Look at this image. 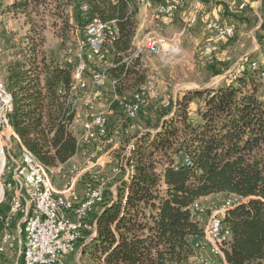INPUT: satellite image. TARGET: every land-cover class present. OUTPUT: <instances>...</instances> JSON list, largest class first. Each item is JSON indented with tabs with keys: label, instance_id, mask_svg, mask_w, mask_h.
<instances>
[{
	"label": "trees",
	"instance_id": "1",
	"mask_svg": "<svg viewBox=\"0 0 264 264\" xmlns=\"http://www.w3.org/2000/svg\"><path fill=\"white\" fill-rule=\"evenodd\" d=\"M39 1L12 0L0 8L3 14H25ZM134 2L82 0L89 19L79 18L82 32L94 17L116 20L118 38L97 57H112L107 73L119 79L116 93L120 96L142 81L135 75L138 69L124 62L138 28ZM64 5H72V0ZM28 38L27 47L8 67L6 82L16 105L12 123L23 144L43 164L57 167L77 152L75 136L57 124L62 109L59 91L69 88L73 67L49 57ZM260 89L257 74L244 70L233 83L185 94L164 105L165 111H152L147 120L143 112L151 104L134 118L125 112L130 120L141 123L121 163L129 172L119 180L116 195L106 190L104 202L89 219L97 225L98 238L91 251L100 264H187L195 255V243L203 237L190 207L220 194L247 199L224 219L231 232L227 264H264V100ZM195 98L203 103L194 117L190 106ZM119 106L115 101L116 111Z\"/></svg>",
	"mask_w": 264,
	"mask_h": 264
},
{
	"label": "built area",
	"instance_id": "2",
	"mask_svg": "<svg viewBox=\"0 0 264 264\" xmlns=\"http://www.w3.org/2000/svg\"><path fill=\"white\" fill-rule=\"evenodd\" d=\"M136 1L141 7L153 9L155 15L163 19L173 18L184 3L183 0H176L171 5L162 0ZM226 7L232 16L246 15L252 11L260 21L256 30L261 29L264 35V0H238L237 4ZM88 13V7L83 5V14ZM188 22L196 24L197 17L193 13L188 14ZM206 29L208 36L204 52L209 57L214 54L215 42L225 43L236 35V27L224 23L220 18L208 20ZM118 35L116 20L92 18L80 42L81 50L88 49L87 61L99 56L102 48L113 44ZM145 50L156 54L160 52V45L154 37L147 36L137 46L135 55L138 57ZM124 62L128 67L127 60ZM66 63L73 67V75L69 88L59 91L62 109L58 113L57 124L77 140V152L73 159L84 158L94 164H88L83 171L72 164V159L57 167L43 164L23 144L15 129L12 123L16 112L14 95L6 80L0 78V264H4V256L16 252L17 248L19 253L14 264H68L69 257L78 255L80 243L83 248L97 242V225L90 223L89 219L104 202L106 181L87 182L83 192H80L79 185L92 168L107 160L105 146L113 142L108 130L111 110L95 109V103L106 94L104 85L110 78L106 72L95 73L92 89L86 81L87 62L81 59L73 63L70 57ZM243 70L251 71L264 80L263 60L246 55L236 69L238 72ZM111 84L114 101H118L132 118L140 109L149 106V98L155 94V89L149 83L142 85L132 97L120 96L116 93L119 79L112 80ZM81 103L86 107L90 121H84L79 106ZM79 126L82 133L78 135ZM54 135L55 131L50 134V139ZM228 196L224 203L212 209L199 201L190 207L192 216L201 224L203 237L195 243V255L187 264H227L226 250L231 241V232L225 226L224 219L229 210L247 201L236 195ZM106 257H102L103 263Z\"/></svg>",
	"mask_w": 264,
	"mask_h": 264
},
{
	"label": "rangeland",
	"instance_id": "3",
	"mask_svg": "<svg viewBox=\"0 0 264 264\" xmlns=\"http://www.w3.org/2000/svg\"><path fill=\"white\" fill-rule=\"evenodd\" d=\"M12 0H0L2 5L11 3ZM78 1V2H77ZM217 5H223L221 1L212 0ZM65 0H40L38 4H33L27 13H5L0 8V78L6 80L5 63L13 60L20 53L22 48H26L28 37L41 45L42 50L49 57H53L60 63H66L68 58L72 57L73 63H78L81 59L87 62L86 81L90 88H94L92 78L95 73L106 72L112 67V57L105 55L104 57L88 58V49L80 48V42L83 41L84 32L81 31L79 18L84 22L89 18L83 14L82 0H72V5L66 6ZM134 6L139 5L137 2ZM221 17L233 20L236 25V35L232 40L225 43L215 42L216 50L211 57L204 52V45L207 36L203 40V33L199 28H195L188 22V16L182 18L176 15L171 19L156 18L153 24L144 27L141 31L136 32L137 39L133 41V49L125 57L128 67L137 68L136 77H142V81L135 86L127 87L125 94L132 97L144 84H151L155 89V94L149 98L150 108L145 109L144 115L149 119L150 113L162 109L165 111L167 103L177 101L183 98L185 94H190L195 90L217 89L223 85L233 83L237 76L244 72L236 71L240 66V60L249 55L253 59L264 61V35L260 30H256L260 24L259 18L252 11L246 15L232 16L227 11L224 4ZM186 8V7H185ZM222 17V18H223ZM69 20V25L66 21ZM138 21V19H137ZM198 21V20H197ZM138 30V28H137ZM185 33H182V31ZM183 31V32H184ZM154 37L160 45L159 53H151L145 50L138 57L136 49L139 43L147 37ZM27 50L25 51V53ZM239 65V66H238ZM237 72V73H236ZM251 72V71H250ZM110 78V77H109ZM104 85L105 95L95 103L97 111H105L110 109L109 119V136L113 140L112 143L105 146L104 153H107V160L100 165L95 166L79 185L80 192L85 190L87 182H95L104 179L106 181L105 190L111 189L114 193L119 180L129 172L126 165L123 168L122 159L129 152L130 147L134 145L136 140L137 125L141 124L138 120H130L125 114V110L114 109V98L112 94L111 81ZM264 92V80L257 78ZM202 101L195 98L191 102L190 110L192 116H196L198 109L202 106ZM149 104V105H150ZM84 121H90L87 109L83 103L79 104ZM111 106V107H110ZM117 112V113H116ZM142 122V121H141ZM144 122V121H143ZM78 135L82 133V127L77 129ZM106 139V138H105ZM93 148V146H91ZM72 164H76L80 170L86 169L88 162L84 158L76 157L72 160ZM124 170L126 173H124ZM62 184L63 182L60 181ZM228 195L216 196L210 200H203V205L212 209L224 203ZM78 248V257H72V264H100V260L94 257L91 249L95 243H91ZM94 249V248H93ZM11 253V252H9ZM19 248L13 255L9 254L8 261L4 264H14L17 261ZM7 256V255H6ZM12 258V260H11ZM102 263L103 260L101 259Z\"/></svg>",
	"mask_w": 264,
	"mask_h": 264
},
{
	"label": "crops",
	"instance_id": "4",
	"mask_svg": "<svg viewBox=\"0 0 264 264\" xmlns=\"http://www.w3.org/2000/svg\"><path fill=\"white\" fill-rule=\"evenodd\" d=\"M164 1V3L171 5L176 3V0H162ZM183 5L180 6V8L178 9V11L176 12V15H181V17L184 19L186 18V15L188 16V14L193 13L196 17H197V24L193 25L195 28H199L202 33H203V40L206 37V35L208 34L207 29H206V23L208 20H213V19H221L224 23L228 24V25H235L233 20H229L227 18H223L221 17L220 14H222L223 9L225 6H223L224 4L227 6L228 4H237L238 0H222L221 2L223 3V5H217L215 3L212 2V0H183ZM186 7V8H185ZM159 18L157 17V15H155V11L153 9H149L146 7H141L139 6V10H138V15H137V19H138V31H141L144 27L146 26H150L151 24H153V20ZM184 31V30H183ZM182 33H185V31ZM137 39V37H135V40ZM134 45L135 41H134ZM216 50V48H215ZM15 60V58L13 60H8L5 63L4 69H5V76L7 78L8 75V67L10 65L11 62H13ZM262 90V88H261ZM263 100H264V92H263ZM73 160V159H72ZM222 195V194H220ZM220 195H212L206 198H202L201 200H199V202L201 204H203V200H210L213 199L216 196H220ZM96 245V242L94 244V246ZM82 248V247H81ZM94 248V247H93ZM93 248L91 250H93ZM208 252V251H205ZM11 255H13L14 253L11 252L9 253ZM8 254V255H9ZM4 256V262L8 261V258H10V256ZM8 257V258H7ZM12 260V258H11ZM67 263L68 264H72V256L69 257L67 259Z\"/></svg>",
	"mask_w": 264,
	"mask_h": 264
},
{
	"label": "water",
	"instance_id": "5",
	"mask_svg": "<svg viewBox=\"0 0 264 264\" xmlns=\"http://www.w3.org/2000/svg\"><path fill=\"white\" fill-rule=\"evenodd\" d=\"M97 222H99V219L97 220Z\"/></svg>",
	"mask_w": 264,
	"mask_h": 264
}]
</instances>
